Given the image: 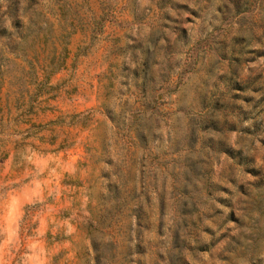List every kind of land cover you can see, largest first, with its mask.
Segmentation results:
<instances>
[{
    "label": "rangeland",
    "instance_id": "374dc122",
    "mask_svg": "<svg viewBox=\"0 0 264 264\" xmlns=\"http://www.w3.org/2000/svg\"><path fill=\"white\" fill-rule=\"evenodd\" d=\"M0 264H264V0H0Z\"/></svg>",
    "mask_w": 264,
    "mask_h": 264
},
{
    "label": "trees",
    "instance_id": "16d2710c",
    "mask_svg": "<svg viewBox=\"0 0 264 264\" xmlns=\"http://www.w3.org/2000/svg\"><path fill=\"white\" fill-rule=\"evenodd\" d=\"M65 5H66V2H63V6H61V7H64ZM22 51H23V49L21 47L17 46L16 48H14L13 53L16 56L20 57V56H24ZM48 64H49V62H48ZM50 67H51L50 64L49 65H44V66L41 67L42 74H43L44 77H46V79H47V76L53 74V72L55 70V69H52V68L50 69Z\"/></svg>",
    "mask_w": 264,
    "mask_h": 264
}]
</instances>
